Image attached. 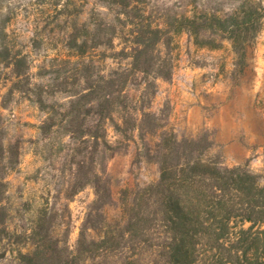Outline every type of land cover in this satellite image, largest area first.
Segmentation results:
<instances>
[{"label": "trees", "instance_id": "16d2710c", "mask_svg": "<svg viewBox=\"0 0 264 264\" xmlns=\"http://www.w3.org/2000/svg\"><path fill=\"white\" fill-rule=\"evenodd\" d=\"M97 1L104 9L95 10L93 21L76 24L70 34L69 46L77 57L73 82L60 75L47 88L34 82L29 54L0 44V53H5L0 65L10 68L16 79L12 90L32 92L48 112L42 124L46 135L59 128L69 138L73 164L67 198L88 185L95 191L75 248L52 228H42L33 233L34 248L20 251L17 264H89L98 239L106 244L112 238L110 228L121 224L109 222L104 212L114 204L108 161L136 138L148 159L159 164L160 178L128 208L129 228L146 221L142 201L149 205L154 195L158 211L152 220L169 233L167 264H264V174L249 163L229 166L221 153L213 152L207 134L180 137L152 110L158 80L171 79L174 64L171 49L165 50L172 44L171 28L153 21L149 0ZM263 16V0H239L228 12L204 10L178 20L201 45L217 47L215 42L226 38L235 52L245 54L262 29ZM124 32L125 43L117 50L116 40ZM99 48L120 55L119 66L102 69L90 55ZM59 93L65 98L56 99ZM6 151L0 139V157ZM9 234L4 224L0 238Z\"/></svg>", "mask_w": 264, "mask_h": 264}, {"label": "rangeland", "instance_id": "374dc122", "mask_svg": "<svg viewBox=\"0 0 264 264\" xmlns=\"http://www.w3.org/2000/svg\"><path fill=\"white\" fill-rule=\"evenodd\" d=\"M238 2L149 0L147 4L153 21L165 22L171 28L172 44L165 50L171 49L174 64L172 78L158 80L152 110L159 112L167 127L180 137L207 134L213 142V152L221 153L229 166L240 164L225 155L223 146L216 142L217 127L200 119L189 121L188 112L192 105H198L202 113L214 117L215 108L221 104L245 103L250 97L256 99V104H264V16L262 29L245 54L235 52L232 41L226 38L218 39L217 47L201 45L178 18L204 10L228 12ZM97 9H104L97 0H0V44H8L12 52L29 54L34 82L47 88L58 75L61 79L69 76V82H73L77 57L69 46L70 34L76 24L93 21ZM127 35L124 32L116 40L117 50ZM113 53L99 48L90 55L108 70L122 61ZM4 54L0 53V58ZM15 81L11 69L0 65V139L7 150L0 157V232L4 224L10 230L5 239L0 238V264H17L20 251L34 248L33 233L42 228H52L56 237L66 239L75 248L95 199L91 185L67 198L73 164L69 138L59 128L50 135L43 132L48 112L34 100L32 92L13 91ZM65 96L59 93L55 98L62 100ZM110 136L115 138L113 130ZM253 161L254 155L242 163L264 174V167L253 166ZM107 173L114 204L104 212L109 222L121 224H113L112 238L106 244L98 239L89 264H167L169 233L160 221L152 220L158 211L154 195L149 205L142 201L146 221L134 228L128 225L132 213L128 208L160 178L159 164L148 159L136 138L126 151L108 161ZM142 225L148 228H140Z\"/></svg>", "mask_w": 264, "mask_h": 264}, {"label": "crops", "instance_id": "0c3cea01", "mask_svg": "<svg viewBox=\"0 0 264 264\" xmlns=\"http://www.w3.org/2000/svg\"><path fill=\"white\" fill-rule=\"evenodd\" d=\"M234 101V100H233ZM240 104H221L215 108L212 117L202 108L192 105L188 120H204L207 125L217 127L216 142L223 146V152L236 164H243L245 158L254 155L253 166L264 167V104H256L250 97Z\"/></svg>", "mask_w": 264, "mask_h": 264}]
</instances>
